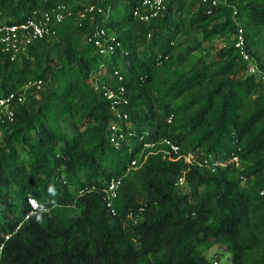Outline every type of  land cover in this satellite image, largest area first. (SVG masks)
I'll use <instances>...</instances> for the list:
<instances>
[{"label":"trees","instance_id":"trees-1","mask_svg":"<svg viewBox=\"0 0 264 264\" xmlns=\"http://www.w3.org/2000/svg\"><path fill=\"white\" fill-rule=\"evenodd\" d=\"M144 1L0 0V25L66 6L55 34L0 47V99L26 97L0 122V264H213L215 246L264 264V81L235 46L241 25L264 70V0Z\"/></svg>","mask_w":264,"mask_h":264},{"label":"built area","instance_id":"built-area-1","mask_svg":"<svg viewBox=\"0 0 264 264\" xmlns=\"http://www.w3.org/2000/svg\"><path fill=\"white\" fill-rule=\"evenodd\" d=\"M165 1L166 0H145L144 6L148 7L151 10L150 16H154L159 12V10L165 8ZM217 3L218 0H213V4ZM65 7V5L59 4L55 8H53V10L44 11L40 17H32L16 23L0 25V47H2L3 50H15V52H17L20 50L22 45V48L24 49L25 46L31 43L34 39L41 38L46 35L55 34L56 31L53 27V24L55 22H61L66 17ZM90 9H93V6ZM136 13H138V11H136ZM146 18H148V16H146ZM89 39L100 47L101 52L113 51L115 49L114 43L111 42L109 44H106V42H108V38L106 37V30L103 28L96 30V32H94V34L91 35ZM235 46L239 50L242 58L246 62H248L249 72L251 74L257 75L261 80L264 81V70L260 67L256 58H254L252 53L249 51L245 29L241 25H239V28L237 30ZM15 55L16 53H14L12 58H14ZM36 83L38 87H40L42 82L41 80H39ZM120 89L121 93H117L114 90L108 89L105 91V95L109 99L113 100L115 115L120 120V123H122L128 118V113L125 111H121L116 106V104H118L119 102H124V104H127L128 99L123 94L125 92V87L122 86ZM25 98L26 97L24 92H11L10 94L2 97L0 99V122L13 121L16 114L13 104L16 102L22 103L25 101ZM119 125L116 123L112 124V130L114 131V133L111 137V142L114 143L117 147L121 146L122 139L124 137ZM164 142L167 144V146H169L170 157H172L173 154L179 153L180 147L173 140L165 138ZM186 158L190 160V156H187ZM137 164V159L132 160V166H136ZM181 183H183V179H181ZM121 184V179L113 178L104 190L105 199L107 201L108 207H110L111 215L117 214L115 207H113V201L118 196ZM33 201L35 202V207L33 206ZM28 202L31 205L32 209H39V203L33 196L29 195ZM10 236V234L5 235L6 239H9ZM3 247L4 244L0 246V259Z\"/></svg>","mask_w":264,"mask_h":264},{"label":"rangeland","instance_id":"rangeland-1","mask_svg":"<svg viewBox=\"0 0 264 264\" xmlns=\"http://www.w3.org/2000/svg\"><path fill=\"white\" fill-rule=\"evenodd\" d=\"M123 158L128 161L130 154L126 151L122 152ZM207 256L213 264H232L231 254L220 246H215L207 252Z\"/></svg>","mask_w":264,"mask_h":264},{"label":"clouds","instance_id":"clouds-1","mask_svg":"<svg viewBox=\"0 0 264 264\" xmlns=\"http://www.w3.org/2000/svg\"><path fill=\"white\" fill-rule=\"evenodd\" d=\"M49 191H52V189L50 188ZM32 203H33V206L35 207V202L33 201ZM37 219L39 220L40 217L38 216Z\"/></svg>","mask_w":264,"mask_h":264}]
</instances>
